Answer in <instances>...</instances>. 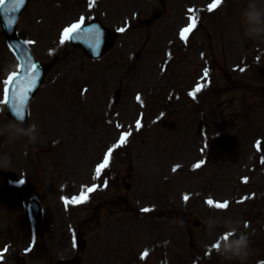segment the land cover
<instances>
[{"label": "rangeland", "instance_id": "1", "mask_svg": "<svg viewBox=\"0 0 264 264\" xmlns=\"http://www.w3.org/2000/svg\"><path fill=\"white\" fill-rule=\"evenodd\" d=\"M47 1L31 0L19 23V36L52 64L22 128L37 125L35 143L4 113V81L17 59L0 28V163L8 155L12 160L9 169L0 168V218L6 219L0 235L18 241L12 230L28 218L21 193L33 189L46 209V232L37 235L28 264L73 256L77 224L87 241L78 253L81 264H138L142 252L153 264H264V132H247L251 125L264 127V43L245 34L241 14L248 0L218 6L213 0H102L84 6L79 12L98 13L113 29H124L98 61L60 42L62 25L76 19L81 5L63 4L58 14L45 5L54 0ZM254 2L264 7V0ZM189 14L198 26L181 39ZM55 40L58 48L51 50ZM117 87L121 97L113 104ZM109 148V163L97 173ZM127 172L131 187L124 197L132 213L110 202ZM61 184L71 185L68 196L87 199V208L66 215L56 202ZM89 184L96 185L91 192ZM208 199L228 206L210 207ZM196 217L200 225L193 224ZM233 228L249 235L242 262L212 247ZM12 259L8 249L2 262Z\"/></svg>", "mask_w": 264, "mask_h": 264}, {"label": "snow or ice", "instance_id": "2", "mask_svg": "<svg viewBox=\"0 0 264 264\" xmlns=\"http://www.w3.org/2000/svg\"><path fill=\"white\" fill-rule=\"evenodd\" d=\"M26 0H0V24L3 25V27L9 31L12 30V26L16 23V15L17 13L21 10V8L24 6ZM214 5L218 6L220 5L223 0H213ZM212 7V6H210ZM189 11L191 12L192 9H189ZM190 21H193L194 18L193 17H189ZM84 21V17L81 16L80 21L71 24L69 27L64 28L62 34H61V43H64V34H70V38L73 40H81L82 42H84L87 46L91 47L93 49V51H96V49L99 46L100 43V34L98 32V30L96 29V26H88V27H84L81 28L80 25L83 23ZM194 27V23L190 22L185 28H182L180 31V37L181 39H186V33H189V31ZM120 31H124L123 28L120 29ZM34 43L33 41H23L24 45H30ZM15 48L19 49L20 45L16 44L14 46ZM20 59L24 60V65H23V76H24V80H18L19 84H23L25 81L27 82H31V79L29 77V73L31 74L32 77H39V70H38V65L35 62H32L31 60V56H29L27 53L24 54V56L19 57ZM241 71H243V69H241ZM208 74V69L205 68L204 69V75L207 76ZM12 75H15V73H13ZM9 80H11V77H9ZM9 81L6 80L4 81L5 87H4V96H5V101H3L4 103L9 104L12 109L14 114L19 118V119H23V110H22V102H24L26 100V96L25 93L30 91V88L24 89L20 95H17V88H12L11 90L9 89V87H7ZM191 95V93H190ZM139 99V97H138ZM137 124H139V121H137ZM128 135V133H125L123 135L120 136V140L124 141V137ZM112 152V148L108 149V153H105L104 157H103V162L100 163L99 165H97L96 167V172L100 173L102 169H104L108 163H109V153ZM202 163V161H201ZM196 167H199V165H196ZM175 170V169H174ZM246 179V178H245ZM23 181H20V183H22ZM95 187V185H93V187L88 188V192H91L93 190V188ZM84 193H83V189L81 190V197H83ZM188 196L185 195L184 199L185 201L188 200ZM247 198V197H246ZM62 199H65V204L67 206V204L70 202L68 201L66 198L62 197ZM71 202H76V203H80L81 199L77 196H72L71 197ZM239 202V201H238ZM206 203L210 206V207H215L217 209H225L228 206V201H223V202H217V201H213L212 199H208L206 201ZM143 211L147 212L148 209L145 208L143 209ZM224 239L227 238V236L223 237ZM212 247H217V245H212ZM30 250V249H29ZM0 258H2V254H0Z\"/></svg>", "mask_w": 264, "mask_h": 264}, {"label": "clouds", "instance_id": "3", "mask_svg": "<svg viewBox=\"0 0 264 264\" xmlns=\"http://www.w3.org/2000/svg\"><path fill=\"white\" fill-rule=\"evenodd\" d=\"M242 19L246 24L245 34L253 39H259L264 43V7L259 6L254 0H248L247 6L242 12ZM22 122V120H21ZM10 124H16L9 122ZM25 135L28 136L30 143H35L37 137L32 135L37 131V125L35 123L30 124L27 130L20 129ZM27 147V146H26ZM6 163H0V168L5 170L9 169L12 164L11 157H6ZM244 227H248V223H244ZM223 235V234H222ZM227 237H235L234 239H223L220 237L213 242L214 250L218 255L222 256L227 260H239L243 261L248 256V248L250 244L249 235L246 232H240L237 235L236 229H230L226 234Z\"/></svg>", "mask_w": 264, "mask_h": 264}]
</instances>
